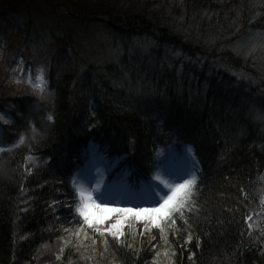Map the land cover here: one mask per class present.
<instances>
[{
  "label": "trees",
  "instance_id": "16d2710c",
  "mask_svg": "<svg viewBox=\"0 0 264 264\" xmlns=\"http://www.w3.org/2000/svg\"><path fill=\"white\" fill-rule=\"evenodd\" d=\"M262 109L264 0H0V264L70 260L92 145L139 179L191 147L193 264H264ZM118 242L124 264L153 257Z\"/></svg>",
  "mask_w": 264,
  "mask_h": 264
},
{
  "label": "snow or ice",
  "instance_id": "6c2138e0",
  "mask_svg": "<svg viewBox=\"0 0 264 264\" xmlns=\"http://www.w3.org/2000/svg\"><path fill=\"white\" fill-rule=\"evenodd\" d=\"M42 71L43 69H41V72ZM34 86H38L41 93L44 92L45 82L43 76L40 77V84ZM48 119L51 120L52 117L49 116ZM245 119H247V117H245ZM254 119H264V109L260 110ZM0 120H4V123L9 122L4 119L3 116H0ZM19 143H24L23 137L20 138ZM6 151H11V148H7L3 144H0V154ZM188 151L191 152V149H188ZM32 159V156L28 157L29 161ZM3 171L4 170L0 168V172ZM25 171H29L27 166L25 167ZM155 178L164 186L160 188L159 185H157L151 189L152 194L156 197L155 206L144 207L138 205L135 208L112 207L110 206L112 202L108 199L110 191L107 189L102 191V185L99 182L96 183L94 188H89L86 187L83 182L73 179L72 184L75 196L68 207L74 218H78L75 222L81 224V226L75 232H73L72 229H64V231L86 240L89 238L86 230H91L93 233V244H95V234L98 233L105 237L104 244L105 249H107L108 235H111L114 239L123 243L122 238L125 235V224L130 223L134 228L135 223L142 220L144 222L145 233L151 231L152 228L159 229V231L163 233L165 242L167 243L166 227L179 231L180 229L177 228L176 225V221L179 219L182 220L188 228H191L188 214L199 213L197 202L194 199L198 194L199 177L196 175V169H193L191 172H186L184 176H180V182L162 179L160 175H157ZM164 189H167V191L165 192ZM161 193L163 194L161 195ZM245 196H247V193H245ZM99 201L104 202L100 203ZM261 204H264V199L261 200ZM246 219L251 222L253 217L249 215ZM109 221H111L110 224L107 223ZM248 227L251 228L253 225L249 223ZM260 231L264 233V229ZM192 239L193 235L189 231L187 242H191ZM68 242L67 240L65 241L66 244ZM79 248L80 245L77 246V251H79Z\"/></svg>",
  "mask_w": 264,
  "mask_h": 264
},
{
  "label": "rangeland",
  "instance_id": "374dc122",
  "mask_svg": "<svg viewBox=\"0 0 264 264\" xmlns=\"http://www.w3.org/2000/svg\"><path fill=\"white\" fill-rule=\"evenodd\" d=\"M63 5L66 7L67 4L64 3ZM103 38L108 37L103 36ZM40 77L37 80H34L33 85L40 84ZM18 81H20V79H18ZM36 87L39 88L38 86ZM188 149L190 148L185 147V152L182 154H178L176 149L170 150L166 153L162 157L163 169L158 175H160L162 179L180 182V176H184L186 172H191L193 169H197V161L193 158V150L191 149V152H189ZM99 164L101 166L102 164L104 166H110V161L107 157H104L99 159ZM101 166L98 168L96 167V171H94L95 166L93 165L88 171L90 175L84 176L81 182L89 188H94L96 183L99 182L102 185V191L105 189L111 191L113 186L107 181L106 171L103 170ZM116 185V189L119 193H117V190L116 192H110L108 197L112 202L110 206L133 208L138 205L144 207L155 206L156 197L154 195L148 198H138L137 195H134V192L132 193L130 184L122 181ZM157 185H159L160 188L164 187L160 181L155 180L152 187ZM164 191L166 192L167 189H164ZM162 194L163 193H161V195ZM141 201H143V204L139 203ZM99 202L103 203L104 201ZM80 226L81 224H79L78 228ZM78 228L74 229L73 232ZM165 230L167 232V243L165 242L163 233H161L159 229L152 228L151 231L145 233L144 222L142 220L136 222L134 228L130 223H126L124 227L125 235L122 239L132 250H136L137 252H140L143 246L146 245L145 249L148 252L150 251L153 257L148 263L144 262L143 264H193L194 255L191 252V249L185 246L187 243H182L178 233L175 232V229L166 227ZM86 231L89 237L86 240L71 235L70 233L64 237L63 243H65L66 240L69 242L67 244L65 243L63 251H66L68 248L72 249L71 258L66 264H124L119 257L120 252L117 250L118 246L116 241L119 240L108 235L107 249H105L104 236H101L98 233L95 234V244H93V233L91 230ZM118 243L120 244V242ZM78 245H80L79 251H77ZM58 260L62 261L61 255H59Z\"/></svg>",
  "mask_w": 264,
  "mask_h": 264
},
{
  "label": "bare ground",
  "instance_id": "6f19581e",
  "mask_svg": "<svg viewBox=\"0 0 264 264\" xmlns=\"http://www.w3.org/2000/svg\"><path fill=\"white\" fill-rule=\"evenodd\" d=\"M109 224L111 223V221L108 222Z\"/></svg>",
  "mask_w": 264,
  "mask_h": 264
}]
</instances>
